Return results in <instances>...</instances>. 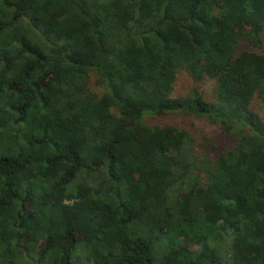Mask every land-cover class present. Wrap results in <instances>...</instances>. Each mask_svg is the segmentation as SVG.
<instances>
[{
  "label": "trees",
  "instance_id": "obj_1",
  "mask_svg": "<svg viewBox=\"0 0 264 264\" xmlns=\"http://www.w3.org/2000/svg\"><path fill=\"white\" fill-rule=\"evenodd\" d=\"M263 34L264 0H0V264H264Z\"/></svg>",
  "mask_w": 264,
  "mask_h": 264
},
{
  "label": "rangeland",
  "instance_id": "obj_2",
  "mask_svg": "<svg viewBox=\"0 0 264 264\" xmlns=\"http://www.w3.org/2000/svg\"><path fill=\"white\" fill-rule=\"evenodd\" d=\"M214 86L215 80L210 77H206L203 81L196 83L185 70H181L177 76L174 93L175 95H186L190 93L192 89L199 88L204 96L211 100L215 98ZM90 87L96 92H101V88L95 78H92ZM254 106L264 119V104L255 101ZM148 120L150 123L162 122L177 124L190 130L196 140L198 154H201L204 151L211 152L213 145H215L217 149H221L228 143V137L223 132L220 125L210 123L204 118L194 116L187 117L181 113H177L164 115L162 117H153ZM85 261V257L75 260L76 264H86Z\"/></svg>",
  "mask_w": 264,
  "mask_h": 264
}]
</instances>
